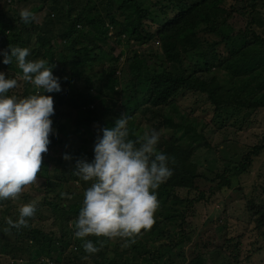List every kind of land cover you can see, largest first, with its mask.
<instances>
[{
  "label": "trees",
  "instance_id": "trees-1",
  "mask_svg": "<svg viewBox=\"0 0 264 264\" xmlns=\"http://www.w3.org/2000/svg\"><path fill=\"white\" fill-rule=\"evenodd\" d=\"M103 2L50 0L49 6L43 5L39 10L46 9L40 22L32 19L24 23L12 9V18H5V12L1 14L6 20L0 28V49L7 50L9 44L27 47L26 59L42 58L48 65H55L53 74L59 77L62 91L46 93L53 96V121L61 120L66 110L73 112L75 135L80 139L77 146L67 147L51 141L50 137L49 151L43 156L37 177L41 180L36 187L41 201L26 226L16 228L6 223L7 218L18 217L11 200L6 209L0 210V254L8 259L2 263L88 264V260L92 264H241L250 260L249 255L241 258L240 254L241 238L250 231L247 228L250 222L262 240L257 253L264 254L261 252L264 251V202L242 195L243 214L248 216V222L242 220L243 214L235 219L239 226L246 228L240 233L237 228L231 229L233 235H226L224 243L209 252H201L208 244L201 245L195 240L199 233L192 229L187 217L193 205L204 201L206 206L215 195L232 190L228 174H246L254 158L264 150V130L260 137L256 136L255 143L246 144L245 153L241 150L233 157L226 156L222 150L230 143L238 145L237 140H224L212 147L203 134L211 122L224 129L221 122L226 124L233 117L240 118L233 128L247 131L264 110V30L263 33L254 30L256 15L263 18L264 6L258 5L257 0H232L228 6L226 0H121L119 5L111 2L103 9ZM232 19L238 22L244 19V29L236 32L230 23ZM60 20L66 22L64 29L59 26ZM210 37L211 41L205 42ZM110 41L121 48L118 55L108 57L114 53L115 46L109 47V53L105 54ZM155 42L158 48L150 44ZM222 44L223 51H218L216 46ZM146 45L142 53L130 48ZM122 53L126 55L123 63ZM103 57L113 68L98 74L93 67ZM123 66H126L123 70L127 71L126 77L117 73ZM0 69L11 72L8 74L16 79L18 76L22 82L21 96L35 91L20 78L22 70L14 59L10 65L0 62ZM105 96L117 99L116 107L97 105L94 109ZM181 99L189 103L187 108L179 105ZM205 104L212 109L210 119L204 117L208 112L202 107ZM197 109L201 117L196 116ZM122 114L128 117V138L133 141L142 138L139 132L143 136L154 128L161 133L157 149L169 157L172 175L156 189L159 206L154 223L147 229L142 228L134 236V243H126L129 238L90 235L86 239L94 244L102 240L103 244L96 245L98 252L86 253L83 241L74 238V229L69 225L75 222L84 191L92 181L88 187L80 181L82 194L63 188L79 183L80 178L73 174L76 160L91 161L94 157V144L102 133L91 129V122L111 127ZM214 118L222 121L215 122ZM197 126L203 147L217 150L220 160L228 164L222 173L204 176L206 171L194 162L196 148L184 146L186 136L195 134ZM65 154L70 159H64ZM200 180L210 184L208 195L196 185ZM29 188H24V195ZM179 191L185 194L179 196ZM262 192L264 195L263 189ZM48 219L51 221L46 228L42 222ZM117 239L120 242L116 244ZM192 242L188 257L186 246ZM123 243L121 249L119 245Z\"/></svg>",
  "mask_w": 264,
  "mask_h": 264
},
{
  "label": "clouds",
  "instance_id": "clouds-1",
  "mask_svg": "<svg viewBox=\"0 0 264 264\" xmlns=\"http://www.w3.org/2000/svg\"><path fill=\"white\" fill-rule=\"evenodd\" d=\"M35 14L28 8L19 10V18L28 23ZM2 62L10 65L13 59L22 70L21 79L35 91L27 96L9 95L18 80L0 71V200L15 199L25 187L33 184L41 172L43 156L50 147L53 135L54 100L52 95L62 91L59 77L53 74L55 65L45 59H26L29 48L8 45L0 49ZM42 90V93H41ZM128 117L122 114L111 127L100 131L94 144L91 161L78 159L73 174L83 181H92L85 189L82 206L74 223V238L83 241L86 253L99 251L86 239L97 237L129 238L154 223L159 206L156 189L171 175L169 157L157 149L161 133L156 129L145 132L142 138H128ZM64 159H70L65 154ZM36 213L35 203L18 209L16 220L6 219L12 227L26 226Z\"/></svg>",
  "mask_w": 264,
  "mask_h": 264
},
{
  "label": "rangeland",
  "instance_id": "rangeland-1",
  "mask_svg": "<svg viewBox=\"0 0 264 264\" xmlns=\"http://www.w3.org/2000/svg\"><path fill=\"white\" fill-rule=\"evenodd\" d=\"M259 3L258 5L260 6H264V0H257ZM50 0H0V28L2 26V24L4 23V21L6 19H4L2 17V13H6V15L4 16L5 18H12L13 16V11L12 10H16V12L19 14V10L22 8H28L30 9L34 14L35 17L34 19H36L37 22L41 21L43 12L46 11L45 7L41 10L40 8L45 5V6H49ZM112 2V3H111ZM121 2V0H104L103 2V9L106 8V6L108 5V3L114 4V5H119ZM232 2V0H226L225 4L228 6L230 3ZM147 5V4H145ZM37 10H36V9ZM67 6L64 8L66 9ZM110 12H113V10L111 9ZM264 18V15H262ZM235 18V17H234ZM257 18V24L254 26V30L257 33H263L264 30V20L263 18H259L258 15H256ZM241 22L235 21V19H232L230 21V23L233 25L235 31H239V30H243L244 29V25H245V21L244 19H241ZM60 27L62 29H64V24H66V22L63 20H60ZM63 22V23H62ZM211 41V37L210 39H206L205 42H210ZM111 43H109V45H107L105 47V54L109 53V47H114V53L113 51L111 52V54H108V57H112L115 55H118L120 53V47H117L114 42L110 41ZM150 44H154L152 46H155V48H158V43H150ZM149 45V44H148ZM143 46V47H138V46H134V47H130L131 49H134L135 52L137 51L138 53H142L147 47ZM151 47V45H149ZM60 47V44H59ZM223 44L222 45H218L216 46V49L218 51L222 50L223 51ZM155 50V49H154ZM122 58H121V63L124 62L126 55L124 53H122ZM107 58V57H106ZM103 61H101L100 63H97L96 65H94L93 70L97 71L98 74L101 73L102 70H107V69H112V64L109 61H106L105 57H103ZM108 60V58H107ZM83 66V65H82ZM85 66V65H84ZM81 69V66H79ZM126 68V66H123L121 68V72L120 69H118L117 73L120 74L122 73L121 77H126V72L127 71H123ZM83 69H85L83 67ZM86 70V69H85ZM0 71H4L6 73V75H9L8 71H5L4 69H0ZM12 71V70H9ZM87 71V70H86ZM17 80H18V84L17 86H15L13 89L9 90V95L10 94H15L17 96H21V80H19L18 76H17ZM119 87L115 90L118 91ZM117 99H115L114 97L112 98V100L110 98H106V96L98 101L95 106L94 109L97 108V105L99 107H107V108H115L116 105L118 104V100L116 102ZM186 99H181L179 102V105L182 108H187L189 106V103L185 102ZM121 102H123L121 100ZM202 107L206 108V110L208 111L204 117L205 119H210L212 116V109L210 106L208 105H203ZM66 114L62 117L61 120H54L53 123V135L51 136V141L54 142H61L63 145L66 144L67 147H72V146H77L78 143L80 142V139L77 138V136L75 135L76 132V127L74 126V113L66 110ZM195 114V113H194ZM196 116L201 117V114L199 112V109H197L196 111ZM224 116V114L222 115V117ZM240 118H229L225 123H223L224 121H222V119H218L219 121H222L221 123L225 125L224 129L223 128H219L218 125H215L213 122H211V125H209L203 132L204 136H205V141L207 142V144H209L212 147L218 146V144L221 141L224 140H229V141H235L237 140L238 145L236 144H227L223 147L222 153L226 154V156L228 157H233L235 154H238L242 151H244L243 153H245L248 149H247V143H255L256 140L258 138H256V136L261 135V132H263L264 130V110L259 112L257 115V123L248 128L247 131H237L236 128L234 129L233 127H235L236 125H238L237 120H239ZM215 122L218 120H215V118L213 119ZM197 125V123H194ZM104 126L96 123V122H91V126L90 128L95 130V132H99L102 133L100 130L103 128ZM81 130V129H80ZM169 132V129L167 130ZM166 131V134L164 135L166 138L168 136V132ZM196 133L192 134L189 133L186 137V141L184 146L187 144L188 146H192L195 149L196 153H195V158H194V162L198 165V167L201 169H204L206 172H204V176L208 177V176H214L216 173H222L223 170L227 167L228 168V164H225L223 161L220 160L218 154H217V150L215 151H210L209 149L203 147V140L199 137L200 135V128L199 126L196 127ZM142 132H139L138 135L139 137H142L141 135ZM86 134V133H85ZM88 134V133H87ZM90 135V134H89ZM199 137V138H198ZM95 138V133L92 136V139ZM261 139V138H260ZM254 164L251 165L250 169L248 170V172L246 174H241L239 176H234L232 174H228V176L231 178L232 184H233V189L230 190H224V193L220 196V195H215L214 198L211 199V201L206 205L203 206L204 201H201L198 204L193 205V209L190 210L187 214V217L190 221V224L192 226V229L197 230V233H199L198 236L195 237V240L200 241V244L203 245L205 242L208 244L207 248H202L201 252H209V250L213 249L215 246H221L224 243L225 238L227 237L226 235H233V232L230 233L231 229H235L237 228V233L243 232L242 229L246 228V226L241 225L239 226L240 223L238 224V220L235 219L236 216H239L241 218L242 214H243V206H244V197L246 199H250L253 198L255 199L258 203L264 202V195L262 192V189L264 191V150L262 152V154H260L258 157L254 158ZM43 175V172H42ZM79 183H73V184H67L64 185V190L66 189H75L76 193L78 194H82V186ZM41 180L40 179H36V181L30 186L28 185L26 188H29L25 195H24V190L18 194L17 198L12 199V198H8L3 200V202L0 204V210H4L6 209V207L8 206L9 201H12V205L15 207L14 211H18L19 207L25 203H29V202H33L35 203V206H37L36 204H38L41 201V193L36 191V187L40 184ZM199 182V183H198ZM196 183V185L199 186L200 190H203L206 195L209 194L208 192V186H210L209 183H206L204 181H198ZM82 183H84V185H87L90 183V181H83ZM88 187V185H87ZM191 194H194L193 191H191ZM239 192H241V195L239 194ZM180 195L179 196H183L185 194V192L183 191H179ZM244 197H243V196ZM27 196L28 199L24 200L23 197ZM7 201V202H6ZM46 214V213H44ZM244 218L242 220H247L248 216L244 215ZM51 221V219H48L43 223V225L46 227L47 224H49V222ZM248 222V221H246ZM248 229L250 231H247L244 234V237L241 238V244H240V254H241V258H244V256L249 255L250 260H247V262L242 261L241 264H264V254H259L257 253L256 248L262 244V240L260 238H258L256 231L254 229V224L252 222H250L247 225ZM47 228V227H46ZM54 231H56V228H53ZM9 240H11V237L8 235L7 237ZM114 240V239H113ZM111 240V241H113ZM117 243H119L120 241L117 239L116 241H114ZM194 242H192L191 244L186 246V254L189 257L190 255V250L193 249V244ZM121 247V249H123L124 243L122 245H119ZM262 253H264V251H261ZM2 254H0V259H1V263L0 264H4L2 262H6L8 259H3L2 258ZM192 257V256H191ZM88 264H92L91 262H89L87 260ZM189 264V262L187 263Z\"/></svg>",
  "mask_w": 264,
  "mask_h": 264
}]
</instances>
